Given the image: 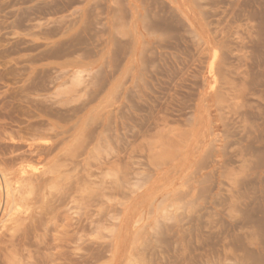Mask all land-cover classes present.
<instances>
[{"label": "rangeland", "instance_id": "obj_1", "mask_svg": "<svg viewBox=\"0 0 264 264\" xmlns=\"http://www.w3.org/2000/svg\"><path fill=\"white\" fill-rule=\"evenodd\" d=\"M0 170V264H264V0H0Z\"/></svg>", "mask_w": 264, "mask_h": 264}, {"label": "bare ground", "instance_id": "obj_2", "mask_svg": "<svg viewBox=\"0 0 264 264\" xmlns=\"http://www.w3.org/2000/svg\"><path fill=\"white\" fill-rule=\"evenodd\" d=\"M7 176V175H6ZM0 177H1V179H2V181H1V179H0V182L2 183L1 185H0V209L2 208V213L0 214L1 215V217H0V219L1 220H3V219H5V217H6V215L7 214H9V207H11V205L13 204L12 203V200L11 199H9V197H8V195H9V190H8V185H7V182L6 181H9V180H7L6 178H5V175H4V172L2 171V170H0ZM7 178H9V177H7ZM33 179V178H32ZM9 183H11V181L9 182ZM9 186H11V185H9ZM11 188V187H10ZM14 190V189H13ZM12 191V190H11ZM17 191V190H16ZM13 194V193H12ZM15 195H17V194H15ZM14 199H15V197H14ZM19 201V200H18ZM21 204H22V202H21ZM18 206V204L17 203H15L14 204V207L16 208ZM13 207V208H14ZM9 209V210H8ZM7 249H8V247H4V248H1V250H3L4 251V253H5V250L7 251ZM6 256V255H5ZM10 264H11V262H10Z\"/></svg>", "mask_w": 264, "mask_h": 264}]
</instances>
